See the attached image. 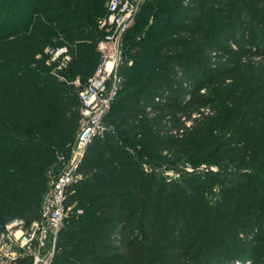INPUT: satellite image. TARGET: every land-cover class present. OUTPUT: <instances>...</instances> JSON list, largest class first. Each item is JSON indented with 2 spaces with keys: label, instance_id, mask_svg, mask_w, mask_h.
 I'll list each match as a JSON object with an SVG mask.
<instances>
[{
  "label": "trees",
  "instance_id": "16d2710c",
  "mask_svg": "<svg viewBox=\"0 0 264 264\" xmlns=\"http://www.w3.org/2000/svg\"><path fill=\"white\" fill-rule=\"evenodd\" d=\"M106 13L0 0V229L38 218L71 154ZM138 17L51 264H264V0H145Z\"/></svg>",
  "mask_w": 264,
  "mask_h": 264
},
{
  "label": "built area",
  "instance_id": "2783aa9c",
  "mask_svg": "<svg viewBox=\"0 0 264 264\" xmlns=\"http://www.w3.org/2000/svg\"><path fill=\"white\" fill-rule=\"evenodd\" d=\"M144 1L106 0L107 13L100 23L105 33L97 44L100 58L79 92V131L71 154L68 159L59 157L63 168L44 192L38 218L29 222L16 218L0 229V264H51L67 214L64 205L67 187L81 177L79 166L88 143L106 131L105 116L121 84L119 63L123 36ZM45 52L49 60L58 63V68L70 60L64 45L48 47Z\"/></svg>",
  "mask_w": 264,
  "mask_h": 264
},
{
  "label": "rangeland",
  "instance_id": "374dc122",
  "mask_svg": "<svg viewBox=\"0 0 264 264\" xmlns=\"http://www.w3.org/2000/svg\"><path fill=\"white\" fill-rule=\"evenodd\" d=\"M142 4H143V3H142ZM140 8H141V7H140ZM140 8H139V10H138V13H137V15H136V17H135V19H134L132 25H131L129 28H133L135 25H137V24H139V23L142 24V21L139 20V17H138V15H139V11H140ZM152 21H153V17L151 16L150 19L147 21L146 26H148L149 23H152ZM104 31H105V30H104ZM122 46H123V41H122ZM48 47H51V46H48ZM48 47H46V48H48ZM205 169H206L205 166L202 165V166L198 167V168L196 169V171H197V172L202 171L203 173H205V171H206ZM205 176H206V175H205ZM205 176H203V177H205Z\"/></svg>",
  "mask_w": 264,
  "mask_h": 264
}]
</instances>
